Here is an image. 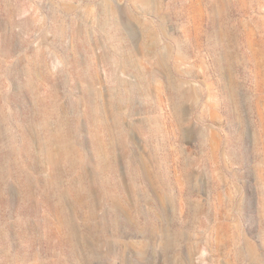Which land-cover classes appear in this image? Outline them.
Masks as SVG:
<instances>
[{"label": "rangeland", "instance_id": "374dc122", "mask_svg": "<svg viewBox=\"0 0 264 264\" xmlns=\"http://www.w3.org/2000/svg\"><path fill=\"white\" fill-rule=\"evenodd\" d=\"M0 264H264V0H0Z\"/></svg>", "mask_w": 264, "mask_h": 264}]
</instances>
